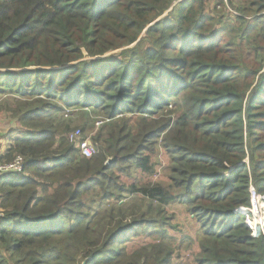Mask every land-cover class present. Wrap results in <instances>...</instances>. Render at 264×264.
<instances>
[{"label":"trees","instance_id":"16d2710c","mask_svg":"<svg viewBox=\"0 0 264 264\" xmlns=\"http://www.w3.org/2000/svg\"><path fill=\"white\" fill-rule=\"evenodd\" d=\"M0 99L22 125L0 161L25 159L0 176V264H183L174 203L201 229L185 264H264L246 226L249 191L264 198V0H0ZM159 145L170 182H120L152 174Z\"/></svg>","mask_w":264,"mask_h":264},{"label":"rangeland","instance_id":"374dc122","mask_svg":"<svg viewBox=\"0 0 264 264\" xmlns=\"http://www.w3.org/2000/svg\"><path fill=\"white\" fill-rule=\"evenodd\" d=\"M108 55H111V54L108 53L106 56ZM86 58L89 59L88 57ZM4 101L5 100L0 99V104L3 103ZM10 114L11 113H4V112L0 114V149H1L0 151H2V149L4 150L5 148H7L11 144L13 137L20 130H22L20 129L22 125L20 124L19 120L13 119V117L11 116L12 114L11 115ZM98 122H100L101 124V118L98 119ZM76 124H78V122L74 123L72 130H76V131L78 129L81 130L80 127L76 126ZM95 127L99 128L96 126V124H95ZM88 128L90 129V126H88ZM96 128L94 129L93 133L97 132L98 129ZM75 132L70 131L68 135V139L71 144H75L77 146L80 140L81 141L88 140L93 145H95L92 142L91 137L89 136L91 133L90 131L89 132L85 131V136L86 137L88 136L86 139L83 138L82 132L77 137L72 138L71 136ZM95 147L97 149L96 145ZM152 155H153L152 162H153V171H154L152 174H145L140 171H134V174L132 175V177L128 179L120 178V182L122 183L123 181H125L127 184H131L132 182H136V183L140 182V184L142 185H148L150 183L151 184L163 183L166 185L168 182H170L169 178H170L171 161L169 160L165 152V149L161 145H159V147L156 149V151H154V154ZM257 196H258V199L262 201L263 208H264L263 196H260L259 194H257ZM165 210L167 212L165 219H167V222L171 224L172 228H174L169 231V236L172 237V239L175 241L174 249L176 251V256L179 255L182 257V259L177 260L176 263H183V264L192 263V260H193L192 254L195 255L197 252L193 253L192 251L193 246L191 247L188 237L192 238V236H197L198 233H201L199 224L195 221V219H193V214L191 210L189 209V207L185 205L174 203V204L167 206ZM263 213H264V210H263ZM246 226L251 231V235L253 237L254 236L256 237L257 236L256 234L258 232L262 233V226L261 228H259L261 230H257L256 229L257 225L254 224L253 220H250L248 222V225ZM153 241H154L153 238H150V239L144 238L143 240H137L134 242V246L136 248H132L131 251L138 249L137 247H139L143 243H151ZM13 263L14 262H11V264Z\"/></svg>","mask_w":264,"mask_h":264},{"label":"built area","instance_id":"2783aa9c","mask_svg":"<svg viewBox=\"0 0 264 264\" xmlns=\"http://www.w3.org/2000/svg\"><path fill=\"white\" fill-rule=\"evenodd\" d=\"M226 4L228 0H223ZM100 125V122L97 123V126ZM80 131L77 130L71 137L75 138L80 135ZM79 142V141H78ZM78 148L80 153L85 158H92L97 150L96 147L90 142L85 140H80L78 143ZM25 171V159L22 156H17L12 162H2L0 161V176L4 174H21ZM250 214L251 216L246 220V225L250 220H253L254 224L257 225L256 229L261 230L262 226V233L258 232L256 238L260 236H264V213H263V204L262 201L258 199L257 193L254 190H250ZM4 218V214L0 212V226H2V220ZM252 229V228H250ZM261 233V234H260ZM255 237V236H254Z\"/></svg>","mask_w":264,"mask_h":264},{"label":"water","instance_id":"95a60500","mask_svg":"<svg viewBox=\"0 0 264 264\" xmlns=\"http://www.w3.org/2000/svg\"><path fill=\"white\" fill-rule=\"evenodd\" d=\"M118 159V157H114L108 160L107 165L111 164L112 162L116 161ZM82 264H87V260L84 261Z\"/></svg>","mask_w":264,"mask_h":264}]
</instances>
